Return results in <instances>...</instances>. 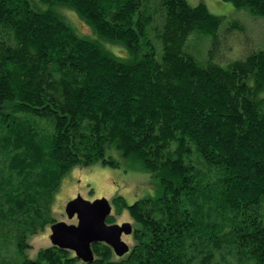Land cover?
Instances as JSON below:
<instances>
[{
  "label": "trees",
  "instance_id": "obj_1",
  "mask_svg": "<svg viewBox=\"0 0 264 264\" xmlns=\"http://www.w3.org/2000/svg\"><path fill=\"white\" fill-rule=\"evenodd\" d=\"M223 1L264 21V0ZM224 18L187 0H0V264H264V32L235 55L247 27ZM112 151L156 185L113 199L128 252L29 259L63 177L118 167Z\"/></svg>",
  "mask_w": 264,
  "mask_h": 264
},
{
  "label": "rangeland",
  "instance_id": "obj_2",
  "mask_svg": "<svg viewBox=\"0 0 264 264\" xmlns=\"http://www.w3.org/2000/svg\"><path fill=\"white\" fill-rule=\"evenodd\" d=\"M187 2L190 6H195L199 3L205 4L211 14L225 16L224 24L240 20L242 26L243 24L246 25V30H236L238 32L237 45L234 43L235 39L232 36H228V44L232 45L231 52L235 55L240 50H246L247 48L253 49L251 43L259 42L258 40L261 39L262 33L264 32V21L261 18L250 16L245 11L239 12L229 2L223 0H187ZM65 13L68 22L77 30L89 33V29L74 13L69 11ZM219 46V50H221L222 43H219ZM194 47L195 49L198 48V44ZM110 155L119 163L118 167H111L96 162L87 167H75L63 177L60 188L55 194L51 206L52 216L57 222H65L67 224L76 223L75 218H67L64 208L69 200L80 196L90 202L100 198L107 199L111 204V215L114 216L115 223L122 224L128 222L134 228V221L126 209H122L119 213L116 212L113 199L122 197L130 205L143 197L155 196L156 185L149 173L139 169H128L127 163L118 152L112 151ZM49 234L50 227H47L43 232L29 237L28 241L31 248L26 251V256L29 259H36L40 249L51 245ZM122 240L129 247L133 244L132 236L123 235Z\"/></svg>",
  "mask_w": 264,
  "mask_h": 264
},
{
  "label": "water",
  "instance_id": "obj_3",
  "mask_svg": "<svg viewBox=\"0 0 264 264\" xmlns=\"http://www.w3.org/2000/svg\"><path fill=\"white\" fill-rule=\"evenodd\" d=\"M111 204L105 198L86 201L80 196L66 203L64 212L68 219H76L75 224L55 222L50 226L49 240L52 246L72 251L75 257L84 263H91L94 254L93 243L108 245L118 257L128 252L129 246L122 236L132 233L128 222L107 224L111 214Z\"/></svg>",
  "mask_w": 264,
  "mask_h": 264
}]
</instances>
